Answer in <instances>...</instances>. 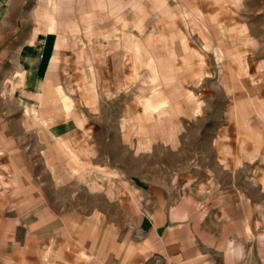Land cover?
Returning <instances> with one entry per match:
<instances>
[{
  "label": "rangeland",
  "instance_id": "rangeland-1",
  "mask_svg": "<svg viewBox=\"0 0 264 264\" xmlns=\"http://www.w3.org/2000/svg\"><path fill=\"white\" fill-rule=\"evenodd\" d=\"M70 4L51 64L69 108L23 92L0 45L10 250L40 264L57 243L95 255L132 233L264 257V0ZM158 95L173 111L145 110Z\"/></svg>",
  "mask_w": 264,
  "mask_h": 264
},
{
  "label": "crops",
  "instance_id": "crops-1",
  "mask_svg": "<svg viewBox=\"0 0 264 264\" xmlns=\"http://www.w3.org/2000/svg\"><path fill=\"white\" fill-rule=\"evenodd\" d=\"M54 1V5L56 4L58 8L59 1ZM43 10L42 0H0V45L6 46L2 55L8 61L16 62L15 67L19 75L21 71L28 72L26 75L30 79L25 80L24 82H27L25 84L20 83L23 92L38 90L36 79H41L43 88L42 80L51 68L52 60L57 54L56 48L60 46L61 32L65 30L62 21L64 17L61 16L64 15L63 13L56 17L55 29L48 30V24L42 17ZM14 45L17 46L15 52L13 51ZM28 59H33L31 66L28 64ZM1 212L0 264H27L28 255L25 250L22 254L18 251L17 255L14 254V250H10L7 221L3 219L4 215ZM190 237H194L193 240H195L197 235ZM162 239L163 236H146L139 239L130 233L129 236L119 241L116 239L105 245L102 248L103 251L99 247V252L95 255H91L90 250L87 249H82L84 254L80 255L73 247H68L67 242L61 247H58L57 243L54 250H51L54 252L51 258H44L40 264H264V257L261 254L253 257L249 251L239 257L243 247L234 253L237 257L227 254L224 249L222 258L217 259L219 254L214 252L217 249L219 252V248L215 251H204L199 243L195 242L193 245L186 246L184 244L186 239H183V235H177L172 240L177 244L176 249L171 250L162 245L164 243ZM86 253H88L87 256H85ZM238 257L239 259H236ZM28 263L36 264L37 262L29 261Z\"/></svg>",
  "mask_w": 264,
  "mask_h": 264
},
{
  "label": "bare ground",
  "instance_id": "bare-ground-1",
  "mask_svg": "<svg viewBox=\"0 0 264 264\" xmlns=\"http://www.w3.org/2000/svg\"><path fill=\"white\" fill-rule=\"evenodd\" d=\"M59 1V6L57 8L56 4L54 5L55 1L54 0H42V3L45 5L44 6V10L42 12V17L43 20H45V22L48 24L47 25V29H55L56 27V17L59 16L61 14V11L63 10H67L69 11L72 7L71 4L70 6H68V8H64L63 7V3L67 4V0H58ZM139 1V0H138ZM58 3V2H57ZM122 4V3H121ZM41 5V4H40ZM88 5V4H87ZM105 5V4H104ZM83 6V5H82ZM84 7V6H83ZM130 7V6H129ZM41 9V8H40ZM87 10V9H86ZM109 10V9H107ZM125 10V9H124ZM135 10V9H134ZM84 11V10H83ZM109 12V11H108ZM123 12V11H122ZM68 13V12H67ZM86 14V13H85ZM109 14V13H108ZM62 16V15H61ZM66 16V14H65ZM93 16V15H92ZM60 18V17H58ZM212 44V43H211ZM150 55V54H149ZM189 56V54L187 55V57ZM225 56V55H224ZM236 59V58H235ZM240 61V60H239ZM154 74L149 76V79H151L154 83L158 82L159 79H157V72L156 69L153 70ZM44 82V86L42 88V82L41 79H38L37 82V87H38V93H39V97L41 99L45 98V91L47 92H52L53 93V97H59L62 101V105L66 108H69L71 105V98L68 95L62 94V88L59 85V81H57V74H55V71H53V68H51L47 74V77L42 80ZM41 86V87H40ZM55 86H56V90L55 91ZM39 87L41 89H39ZM44 90V91H42ZM152 94V93H151ZM144 104V108L147 111H159V109H165L168 108L171 111H173L172 108H170L169 104H168V100L160 95H158L156 98H152V99H147L143 102ZM261 104V103H260ZM263 104V103H262ZM263 106V105H262ZM245 112V111H244ZM42 117V116H41ZM162 118H159V120H157V122L159 123L161 121ZM243 121V120H242ZM46 124V123H45ZM259 134V133H258ZM251 155V154H250ZM72 171V169H70ZM80 171V170H79ZM91 172V171H90ZM71 173V172H70ZM231 248L235 251L238 252V250L240 248H242V246H231Z\"/></svg>",
  "mask_w": 264,
  "mask_h": 264
}]
</instances>
